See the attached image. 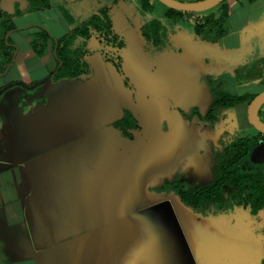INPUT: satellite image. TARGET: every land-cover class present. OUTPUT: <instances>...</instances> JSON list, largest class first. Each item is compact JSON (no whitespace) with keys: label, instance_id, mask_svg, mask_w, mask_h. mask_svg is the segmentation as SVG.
<instances>
[{"label":"rangeland","instance_id":"rangeland-1","mask_svg":"<svg viewBox=\"0 0 264 264\" xmlns=\"http://www.w3.org/2000/svg\"><path fill=\"white\" fill-rule=\"evenodd\" d=\"M151 2L128 1L113 17V40L95 31L76 39L72 71L84 70L81 78L0 91V159L13 161L0 190L27 197L32 239L43 230L51 244L38 264H261L264 208L253 215L161 198L207 184L233 139L257 135L250 158L262 159L264 134L248 121L247 102L210 108L223 93L264 90V0H224L177 18ZM152 19L166 27L160 43L144 36ZM6 21L0 69L15 55ZM125 117L130 137L116 125Z\"/></svg>","mask_w":264,"mask_h":264},{"label":"crops","instance_id":"crops-1","mask_svg":"<svg viewBox=\"0 0 264 264\" xmlns=\"http://www.w3.org/2000/svg\"><path fill=\"white\" fill-rule=\"evenodd\" d=\"M128 1L130 0H0V24L10 19L12 29L8 32V38L12 40V48L15 49L12 65L5 73L0 74V91L10 83L32 86L51 78L57 69L54 42L71 31V23L85 22L94 13L105 9L114 26L113 17L121 16L125 12ZM238 1L234 0L236 3ZM44 33L49 34L48 38ZM39 43L38 48L36 44ZM0 164L7 166L0 169L2 190L3 185L9 182V175H13L10 166L13 161L2 158ZM166 165L170 167L169 164ZM192 168L198 172L207 167L193 164ZM153 186L158 188L160 185L155 183ZM1 190L0 264H38V254L51 244L41 239V236L44 237L43 230H40L42 233L37 236L38 240L32 239L30 215L25 201L27 197ZM177 197V194L172 195L169 192L161 198V202L165 199L172 202V198ZM171 206L173 210L176 207L173 204ZM140 209L134 208L130 212L121 213L115 219L118 221L125 215L138 213ZM104 222H110V218H103L102 223Z\"/></svg>","mask_w":264,"mask_h":264},{"label":"trees","instance_id":"trees-1","mask_svg":"<svg viewBox=\"0 0 264 264\" xmlns=\"http://www.w3.org/2000/svg\"><path fill=\"white\" fill-rule=\"evenodd\" d=\"M144 8H151L152 0H141ZM255 2L257 0H248ZM184 13L181 10L169 8L166 13L167 17L177 18ZM228 10L225 11L227 15ZM68 16H70L68 14ZM224 18L221 19V21ZM215 23L213 17H207L205 23ZM220 21V22H221ZM71 22V19H70ZM71 31L62 39L55 41V57L57 61V69L52 73L51 78L54 82L61 79L81 78L85 71L81 68L72 71L78 61L74 55L73 49L76 39L82 37L89 39L95 31L98 37L104 35L105 39L113 40L111 35L114 34L112 21L107 11L101 10L99 13H94L92 18L80 24L71 23ZM12 28L8 29L9 32ZM144 36L154 42L160 43L162 34L167 32L165 25L158 19H152L144 25ZM197 32H201V25L196 26ZM48 38L49 34L44 33ZM8 41L10 42L9 38ZM123 42L120 46H123ZM40 43L36 44L39 48ZM44 46V45H42ZM16 48V46H15ZM5 64L4 69H0V74L5 73L12 65L14 57L5 56L3 59ZM61 62V64H60ZM257 94H242L232 97L229 93H223L211 106V112L222 109L235 104H249ZM127 118L117 121L116 125L123 130L126 136H132L127 131ZM259 137L257 135H249L239 137L224 143L221 151V159L218 164L212 167L213 177L207 184L186 190L179 188L177 196L182 203L187 206L198 209L199 207H210L211 209L228 210L235 207L244 208L256 215L264 208V147L262 149L259 161H254L250 157L253 150L258 146ZM116 231V229H114ZM114 233V232H113ZM261 264H264V249L261 258Z\"/></svg>","mask_w":264,"mask_h":264},{"label":"water","instance_id":"water-1","mask_svg":"<svg viewBox=\"0 0 264 264\" xmlns=\"http://www.w3.org/2000/svg\"><path fill=\"white\" fill-rule=\"evenodd\" d=\"M163 4L172 9L188 12H200L207 10L224 0H197V1H181V0H160ZM61 64V62H60ZM133 74L136 75L133 69ZM264 104V90L258 93L248 106V121L261 133L264 134V121L259 117L258 111Z\"/></svg>","mask_w":264,"mask_h":264},{"label":"flooded vegetation","instance_id":"flooded-vegetation-1","mask_svg":"<svg viewBox=\"0 0 264 264\" xmlns=\"http://www.w3.org/2000/svg\"><path fill=\"white\" fill-rule=\"evenodd\" d=\"M249 105V104H248ZM261 108V107H260ZM259 111H260V109H259ZM259 111H258V114H259ZM247 117H248V111H247ZM264 121V120H263Z\"/></svg>","mask_w":264,"mask_h":264}]
</instances>
